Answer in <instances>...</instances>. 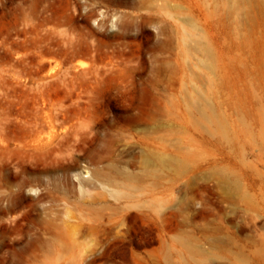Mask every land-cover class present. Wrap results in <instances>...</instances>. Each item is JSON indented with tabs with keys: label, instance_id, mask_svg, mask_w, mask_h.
<instances>
[{
	"label": "rangeland",
	"instance_id": "1",
	"mask_svg": "<svg viewBox=\"0 0 264 264\" xmlns=\"http://www.w3.org/2000/svg\"><path fill=\"white\" fill-rule=\"evenodd\" d=\"M5 4L0 264H264V0Z\"/></svg>",
	"mask_w": 264,
	"mask_h": 264
},
{
	"label": "bare ground",
	"instance_id": "2",
	"mask_svg": "<svg viewBox=\"0 0 264 264\" xmlns=\"http://www.w3.org/2000/svg\"><path fill=\"white\" fill-rule=\"evenodd\" d=\"M6 1L7 0H0V12L4 13V16L7 15V8H6ZM58 0H42V2L44 3V5L42 6V10L41 13H47L54 5V3H56ZM68 2H70L71 4L73 3V0H67ZM21 22H30V20L24 19L21 20L19 17H16L14 19V24L15 25H19ZM204 52L209 56V54L211 53L209 51L208 47H204ZM206 55V56H207ZM211 56V55H210ZM2 125V124H1ZM40 126V125H39ZM39 130V129H38ZM50 134V133H49ZM36 135V134H35ZM38 135V134H37ZM14 138V137H13ZM46 140V139H45ZM33 141V140H32ZM15 142V141H14ZM24 143V142H23ZM8 144V143H7ZM22 145V144H21ZM19 146V145H18Z\"/></svg>",
	"mask_w": 264,
	"mask_h": 264
}]
</instances>
